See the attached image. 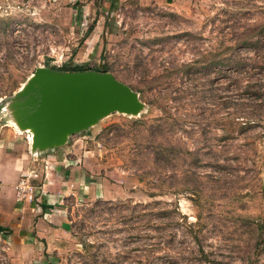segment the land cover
<instances>
[{"label":"rangeland","instance_id":"obj_1","mask_svg":"<svg viewBox=\"0 0 264 264\" xmlns=\"http://www.w3.org/2000/svg\"><path fill=\"white\" fill-rule=\"evenodd\" d=\"M74 64L140 88V105L51 142L32 73ZM0 136L63 147L91 178L63 200L70 243L49 263L205 264L200 244L219 264H264V0H0Z\"/></svg>","mask_w":264,"mask_h":264},{"label":"crops","instance_id":"obj_2","mask_svg":"<svg viewBox=\"0 0 264 264\" xmlns=\"http://www.w3.org/2000/svg\"><path fill=\"white\" fill-rule=\"evenodd\" d=\"M37 152L23 138L0 136V234L7 246L0 250V264H52L55 253L70 243L63 200L90 190L87 170L73 164L65 148ZM32 169L42 177L37 193L32 199H17L15 183ZM106 194L111 193L105 188L93 191L95 196Z\"/></svg>","mask_w":264,"mask_h":264},{"label":"water","instance_id":"obj_3","mask_svg":"<svg viewBox=\"0 0 264 264\" xmlns=\"http://www.w3.org/2000/svg\"><path fill=\"white\" fill-rule=\"evenodd\" d=\"M35 72L38 92L46 98V123L57 126L58 131L67 123H85L106 110H131L140 105L137 92L110 71L61 70L46 65L36 67ZM36 125L34 134L41 140L43 133Z\"/></svg>","mask_w":264,"mask_h":264},{"label":"trees","instance_id":"obj_4","mask_svg":"<svg viewBox=\"0 0 264 264\" xmlns=\"http://www.w3.org/2000/svg\"><path fill=\"white\" fill-rule=\"evenodd\" d=\"M236 43H241V44H250V45H254L255 43H256V41H249L248 39H247V37L246 38H241V39H237V41H236ZM225 59V57L223 58V57H219V58H217L215 61H211V62H213V63H224V61H226V60H224ZM229 59H232V57H230ZM233 60L234 61H239V59L238 58H233ZM228 62V61H227ZM212 64V63H211ZM191 67L192 65H191V63H184L182 66H181V68H183L184 70H187V68L188 67ZM51 67H57V66H51ZM58 68H61V69H64V70H84V68H83V66H81V64H74L73 66H71V67H58ZM97 71H107L106 69H97ZM153 81L154 80H151V79H149V80H147V84H150V85H152L153 84ZM135 92H138V91H140L141 92V89L140 88H138V89H135V88H133V86H131L130 84H128ZM247 86H249V84H247ZM260 92L257 90V92L255 93V95L256 96H260ZM158 118H156V120H157ZM171 150H173V148L171 147ZM185 151H186V153L188 154L187 156L188 157H190V162L191 163H193L194 164V162L195 161H197V153L193 150V149H189V148H185ZM152 154H153V158H154V163L156 164V163H158L159 162V160H160V158H163L165 155H163L162 154V152L161 151H159V150H157V149H152ZM166 155H167V151H166ZM191 172H194V171H191ZM195 173V172H194ZM196 174V173H195ZM151 194H153V192L151 193ZM158 214H160V215H163L164 217L166 216V212H167V210L166 209H164V208H162V209H159L158 211H156ZM160 220H162V217L160 218ZM198 251L200 252V260L201 261H203V262H205V264H207L206 262H209L210 264H219L220 263V259H217V258H215L214 256H210L209 255V253L208 252H206L203 248H202V246L199 244L198 245ZM249 264H252V260H249Z\"/></svg>","mask_w":264,"mask_h":264},{"label":"built area","instance_id":"obj_5","mask_svg":"<svg viewBox=\"0 0 264 264\" xmlns=\"http://www.w3.org/2000/svg\"><path fill=\"white\" fill-rule=\"evenodd\" d=\"M39 174L40 173L37 170L32 169L30 171L23 172L19 176L15 183V195L17 199H32L36 195L40 183V179L37 178V176H40ZM0 243V249H3V251L4 249H7L1 234Z\"/></svg>","mask_w":264,"mask_h":264},{"label":"bare ground","instance_id":"obj_6","mask_svg":"<svg viewBox=\"0 0 264 264\" xmlns=\"http://www.w3.org/2000/svg\"><path fill=\"white\" fill-rule=\"evenodd\" d=\"M32 78L33 79H36L37 78V74H36L35 71L32 73ZM26 86H29V83H26ZM123 111L124 112H129V113H136L137 112V108H135V109L133 108L131 110H123ZM105 112H107V110L106 111H103L102 114H104ZM90 120H92V119H90ZM36 127H37V125L34 124V126L32 128L34 133L36 132ZM73 130H74V126L71 125L70 123H67V124H65V125H63L61 127L58 136H52L50 138V141L51 142H57V143H59V142H61L63 140V137H64V135L66 133H69V132H71ZM33 140H34V142L36 144L42 143L41 140L37 138L36 134L33 135ZM44 140H46V139H44Z\"/></svg>","mask_w":264,"mask_h":264}]
</instances>
